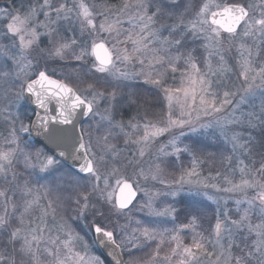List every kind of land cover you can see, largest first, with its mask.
Returning a JSON list of instances; mask_svg holds the SVG:
<instances>
[{"label":"snow or ice","instance_id":"obj_1","mask_svg":"<svg viewBox=\"0 0 264 264\" xmlns=\"http://www.w3.org/2000/svg\"><path fill=\"white\" fill-rule=\"evenodd\" d=\"M98 252L264 264V0H0V264Z\"/></svg>","mask_w":264,"mask_h":264},{"label":"rangeland","instance_id":"obj_2","mask_svg":"<svg viewBox=\"0 0 264 264\" xmlns=\"http://www.w3.org/2000/svg\"><path fill=\"white\" fill-rule=\"evenodd\" d=\"M210 150H213V149H210ZM186 203H187V201H185V202H183V203H179V204H177V207L183 209V208L185 207ZM214 207H215V205H213L212 208H210L208 211L211 212L212 209H213ZM183 218H184V214H183V212H181V213H180V220H183ZM168 226L171 227L170 224H169ZM97 254H98V253H97ZM98 255H99V254H98ZM101 259H102V258H101Z\"/></svg>","mask_w":264,"mask_h":264},{"label":"water","instance_id":"obj_3","mask_svg":"<svg viewBox=\"0 0 264 264\" xmlns=\"http://www.w3.org/2000/svg\"><path fill=\"white\" fill-rule=\"evenodd\" d=\"M103 257L106 258V261L111 264V258L108 257L106 254L102 253Z\"/></svg>","mask_w":264,"mask_h":264},{"label":"trees","instance_id":"obj_4","mask_svg":"<svg viewBox=\"0 0 264 264\" xmlns=\"http://www.w3.org/2000/svg\"><path fill=\"white\" fill-rule=\"evenodd\" d=\"M98 254H99V255L101 256V258L105 261V264H109V263L103 258V256H102L101 253L98 252Z\"/></svg>","mask_w":264,"mask_h":264}]
</instances>
